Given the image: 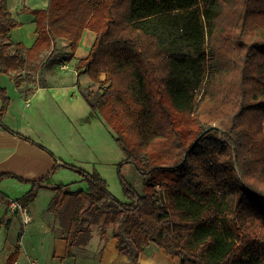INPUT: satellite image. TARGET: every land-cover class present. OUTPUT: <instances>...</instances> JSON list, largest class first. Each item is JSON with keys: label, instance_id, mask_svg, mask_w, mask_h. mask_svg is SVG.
<instances>
[{"label": "trees", "instance_id": "trees-1", "mask_svg": "<svg viewBox=\"0 0 264 264\" xmlns=\"http://www.w3.org/2000/svg\"><path fill=\"white\" fill-rule=\"evenodd\" d=\"M24 10L36 17L30 47L13 41L20 23L0 0V72L18 86L32 81L48 60L73 59L92 30L90 51L76 63L79 78L92 83L78 82L80 91L123 150L120 166L134 165L143 177L140 193L121 169L127 200L97 169L68 162L26 181L32 187L21 202L39 188L55 191L49 210L68 232L67 255L118 220L113 236L133 264L151 243L182 264H264V0H50ZM60 40L68 55L58 51ZM205 73L201 97L191 100ZM0 97V126L16 133L4 122L10 98L1 86ZM61 167L87 187L51 181ZM7 176L15 175L0 181Z\"/></svg>", "mask_w": 264, "mask_h": 264}, {"label": "crops", "instance_id": "crops-1", "mask_svg": "<svg viewBox=\"0 0 264 264\" xmlns=\"http://www.w3.org/2000/svg\"><path fill=\"white\" fill-rule=\"evenodd\" d=\"M49 2L50 0H8L12 16L20 23L11 31L15 43L30 47L37 38L36 17L24 8H47ZM86 33L87 31L84 36ZM95 37V33L89 37V51ZM57 45L69 51L67 41L60 40ZM82 50L81 40L73 59L56 62H52L54 58L48 60L32 81H23L20 86L10 74L0 72V86L10 98L4 122L16 132L12 133L0 126V176L15 175L0 181V264H7L17 250L14 264H133L119 251L118 240L112 234L107 236L100 256L90 251L95 245V238L86 247H76L73 254L67 255L68 232L49 210L50 201L55 196L52 189L39 188L33 200L23 202L32 215L29 223H24L20 213L9 209L11 201L22 198L31 189V184L26 181L46 177L55 164L68 162L77 165V161L69 156L79 154L82 150L90 153L89 159H99L98 138L94 142L93 125L104 121L93 112L78 85L80 82L82 88H88L92 83L88 75L78 76V58L89 53L83 56ZM28 89H33V92H27ZM2 105L3 99L0 97V107ZM82 124H86L89 129H78ZM17 133L44 145L56 158ZM103 137V141H106V137ZM83 157L86 158L85 155ZM62 168L64 167L50 177L51 181L67 183L57 182L55 179L63 171ZM73 182L75 181L69 183ZM175 258L165 249L151 243L142 251L140 264H182L180 259Z\"/></svg>", "mask_w": 264, "mask_h": 264}, {"label": "rangeland", "instance_id": "rangeland-1", "mask_svg": "<svg viewBox=\"0 0 264 264\" xmlns=\"http://www.w3.org/2000/svg\"><path fill=\"white\" fill-rule=\"evenodd\" d=\"M86 31L87 33L85 34V36L83 34L84 39H81L82 47H83V50H82L83 56H85L89 52V45H88L89 37L94 33L90 29H87ZM205 46H206L205 48L206 53L208 54L210 47H208L207 43ZM57 49L60 52L63 51V53L67 55L68 53H70V50H71L69 47V51H66L64 47L62 46L60 47L59 45H57ZM71 64L73 65V62H71ZM205 79H206V73H205V78L201 77V81L194 93V97L191 98V100L195 98L198 99L201 97L203 90H204L203 84L205 82ZM175 96H176L178 103L185 104L186 98H183V96L178 93H175ZM103 123L105 122H100V124L98 125H93L94 142H96V137L98 138L97 142H98L99 149L97 151V154L99 156V159H96V158L89 159L88 157L91 156L90 153L88 152L84 153L82 150L79 154H75L69 157H73L77 161V162L76 161H73V162H76L77 165L84 167L87 170L93 171L97 169L106 178L110 191L119 199L127 200V196L124 191V186H123V183L120 177L121 169L124 170V174L127 180L131 184H133L134 187L140 193H143V177L140 171L134 165L125 164L123 166H120V164L125 159V154L123 150L121 149V147L118 145L117 141L115 140L112 130L110 128H107L109 129L108 131L106 129V126H104L106 125V123L105 124ZM78 129L85 131V130H88L89 128L86 124H82V126L78 127ZM103 136L106 137V141H103V138H104ZM84 155L86 158L83 157ZM62 169L63 171L55 178L57 182L69 183V182L75 181L72 184H70V187L72 190H78L79 188L87 187V182L83 181L81 179V176L77 174L74 170L70 168H65V167ZM92 205H93V202L89 201L87 207L83 210L85 217H88V210L90 209ZM118 223H119L118 220H116V222H114V225L112 227H109L106 234H104L101 229H96L94 231L92 238H95V245L92 246V248H90V251L93 252L96 256L101 255L100 250L105 245L107 241V236H110L111 234L113 235L114 230L118 228ZM259 233L260 232L257 233L256 238H259ZM261 239H264V237ZM175 259L179 260L178 257H176Z\"/></svg>", "mask_w": 264, "mask_h": 264}, {"label": "built area", "instance_id": "built-area-1", "mask_svg": "<svg viewBox=\"0 0 264 264\" xmlns=\"http://www.w3.org/2000/svg\"><path fill=\"white\" fill-rule=\"evenodd\" d=\"M9 209L12 212H18L21 214L24 223H29L32 220V215L28 211L25 204L19 200H13L9 204Z\"/></svg>", "mask_w": 264, "mask_h": 264}, {"label": "water", "instance_id": "water-1", "mask_svg": "<svg viewBox=\"0 0 264 264\" xmlns=\"http://www.w3.org/2000/svg\"><path fill=\"white\" fill-rule=\"evenodd\" d=\"M209 131V129H207V130H205L200 136H199V138L202 136V135H204L206 132H208ZM199 138H197V140L196 141H198L199 140ZM195 141V142H196Z\"/></svg>", "mask_w": 264, "mask_h": 264}]
</instances>
